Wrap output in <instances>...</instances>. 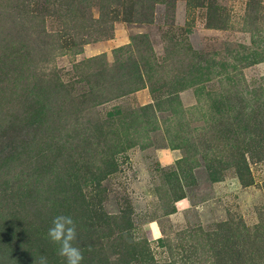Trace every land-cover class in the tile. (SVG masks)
I'll return each instance as SVG.
<instances>
[{"label":"rangeland","instance_id":"rangeland-1","mask_svg":"<svg viewBox=\"0 0 264 264\" xmlns=\"http://www.w3.org/2000/svg\"><path fill=\"white\" fill-rule=\"evenodd\" d=\"M264 264V0H0V264Z\"/></svg>","mask_w":264,"mask_h":264},{"label":"clouds","instance_id":"clouds-1","mask_svg":"<svg viewBox=\"0 0 264 264\" xmlns=\"http://www.w3.org/2000/svg\"><path fill=\"white\" fill-rule=\"evenodd\" d=\"M49 241L57 245V255L63 258L64 264H82L83 253L75 241L77 225L70 215H57L52 219L47 231ZM36 264H48L46 256L41 255Z\"/></svg>","mask_w":264,"mask_h":264},{"label":"trees","instance_id":"trees-1","mask_svg":"<svg viewBox=\"0 0 264 264\" xmlns=\"http://www.w3.org/2000/svg\"><path fill=\"white\" fill-rule=\"evenodd\" d=\"M22 258H23L22 256L18 258V261H17V262H18L19 264H22V263H28V261H24V262H23V261H22Z\"/></svg>","mask_w":264,"mask_h":264}]
</instances>
